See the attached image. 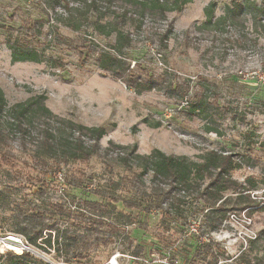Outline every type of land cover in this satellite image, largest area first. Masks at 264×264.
<instances>
[{
  "label": "rangeland",
  "instance_id": "374dc122",
  "mask_svg": "<svg viewBox=\"0 0 264 264\" xmlns=\"http://www.w3.org/2000/svg\"><path fill=\"white\" fill-rule=\"evenodd\" d=\"M213 1L218 2L216 18L224 16L231 0H193L182 12L167 14L174 33L166 49L159 40L166 25L161 17L147 19L140 30L125 28L133 39L124 52L131 68L138 62L137 73L161 84V90L138 94L101 70L93 49L86 50L91 58L81 64L78 52L63 44L61 37L85 36L100 48L114 41L60 22L65 3L79 0H0V88L7 108L42 95L58 118L106 132L100 152L85 160L72 124L58 127L37 116L21 135L8 110L0 113V264H225L226 259L227 264H264V39L250 16L236 18L233 26L206 25L205 9ZM126 3L135 7L131 0ZM8 39L34 48L40 62L13 61ZM167 80L189 90V98L207 101L203 116L190 112L180 93L166 90ZM44 129L59 136L54 148L42 144ZM82 141L89 148L90 139ZM134 145L141 156L160 150L198 165L231 155L240 166L233 179L260 183L250 194L253 203L225 192L240 209L250 207L231 211L214 232L195 194L181 193L183 204L170 216L164 212L167 205L148 213L143 198L122 181L131 175L121 157ZM141 167L136 169L149 193L155 186L152 174ZM56 169L65 187L57 181L41 186ZM24 226L30 236L35 229L44 232L32 243L17 233ZM20 241L29 251L20 249Z\"/></svg>",
  "mask_w": 264,
  "mask_h": 264
},
{
  "label": "trees",
  "instance_id": "16d2710c",
  "mask_svg": "<svg viewBox=\"0 0 264 264\" xmlns=\"http://www.w3.org/2000/svg\"><path fill=\"white\" fill-rule=\"evenodd\" d=\"M131 1L135 5L132 9L129 8L126 0H79L78 5L72 6L69 2L65 3L64 15H61L60 22L66 28L76 32L82 29L92 30L98 37L108 40L113 38L114 41L109 43L105 48H100L97 41L90 40L85 36H82L79 40L66 37H61L60 39L64 45L78 52L81 64L86 63L91 58L90 53H87L86 50L89 48L93 49L100 69L112 73L116 79L124 81L136 93L142 94L153 90H161V84H158L152 75L143 77L135 71V68L140 67L138 62H135L134 67L131 68V62L124 52L132 47L133 39L132 33L125 28L129 25L134 26L136 30H140L147 19L152 21L156 16L161 17L166 25L159 33V40L166 49L168 47L167 42L174 33V22L168 19L167 14L173 11L182 12L185 6L193 0ZM217 6L218 2L213 1L205 9L206 25L219 26L228 23L229 26H233L236 18L250 16L258 38L264 39V0L260 2L231 0L230 5L226 9V14L220 18H216L215 16ZM50 8L54 10L56 5L52 4ZM7 44L12 50L13 61L40 62L34 48L28 45L17 44V40L15 43H11V40L8 39ZM164 77L165 75L161 76V80ZM166 84V90L172 92V94L174 92L180 93V100L186 102L190 112L203 116L207 111V107L209 106L207 101L199 99L197 96L194 99L189 98V90L181 88L176 83H171L167 80ZM45 100V97L40 95L8 109L5 94L0 88V113L8 110L21 135L27 134L29 126L37 116H42L45 122H55L58 127L72 124L70 121L60 119L54 115L46 107ZM72 126L76 127L75 131L79 135L75 145L77 150L83 155V158L88 160L92 155L98 154L101 150L100 140L106 133L105 129L73 124ZM83 136H87L90 139L91 145L89 148L84 146V142L82 141ZM0 140H3L1 128ZM41 141L43 145L54 148L59 143V136L53 130L44 129ZM112 145L118 147L114 143ZM121 148L125 149L124 147ZM105 152L108 153L109 150L106 149ZM136 152L137 146L134 145L130 147L128 154L121 157L126 171L131 175H126L122 178V181L129 183L133 192L136 193V196L143 198L141 202L142 204L145 202L147 212L151 213L152 210L163 211L167 205L166 211L164 212L170 216L173 210L177 212L176 208L178 205L183 204L181 193L187 195L195 194L194 198L202 202L205 208V217L209 224L210 232L221 229L228 219V214L231 211L240 209L236 203H232L231 200L225 198V192L231 191L237 194L238 197L246 196L248 201L253 203L250 199V194L260 184L254 179H249L246 184L233 179L231 176L232 172L236 171L240 166L233 161L231 155H224L212 159L208 164L198 165L190 161L186 156L166 155L160 150H155L147 156H141ZM4 158L6 159L5 156ZM139 164H142L141 168L144 174H152L155 186L151 188L149 193L142 186V173H138L136 169V166ZM61 173L62 171L57 169L49 172L45 179L41 181V186H53V183L57 181L59 185L65 187L66 179L64 178L58 181L56 178ZM39 190H43L42 187H38ZM125 203L131 207L140 206L134 202L130 203L129 201H125ZM86 205L95 210L100 208L98 203H86ZM249 207L245 206L240 210ZM58 209H62L61 206H58ZM39 214V212H36V215L33 213V216L37 217ZM90 220L94 224H105L100 220ZM109 226L112 232L119 231L117 226ZM28 230V226H24L17 233L22 234L32 243L44 232V228L35 229L37 231L33 232L34 236H30ZM200 248L202 247L197 244L195 252L199 253ZM206 248L212 250V246L209 244H206ZM25 256L17 258L23 259ZM227 260L229 259L225 260V264H227ZM216 263H218V260H216ZM14 264L24 263L18 262Z\"/></svg>",
  "mask_w": 264,
  "mask_h": 264
},
{
  "label": "built area",
  "instance_id": "2783aa9c",
  "mask_svg": "<svg viewBox=\"0 0 264 264\" xmlns=\"http://www.w3.org/2000/svg\"><path fill=\"white\" fill-rule=\"evenodd\" d=\"M18 244V243H17ZM19 246H20V249L22 250V251H29V248L25 245V244H23L21 241H20V243L18 244Z\"/></svg>",
  "mask_w": 264,
  "mask_h": 264
}]
</instances>
